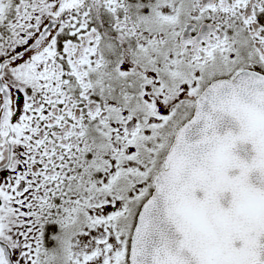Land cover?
Instances as JSON below:
<instances>
[{
    "label": "snow or ice",
    "instance_id": "6c2138e0",
    "mask_svg": "<svg viewBox=\"0 0 264 264\" xmlns=\"http://www.w3.org/2000/svg\"><path fill=\"white\" fill-rule=\"evenodd\" d=\"M0 264H264V0H0Z\"/></svg>",
    "mask_w": 264,
    "mask_h": 264
}]
</instances>
